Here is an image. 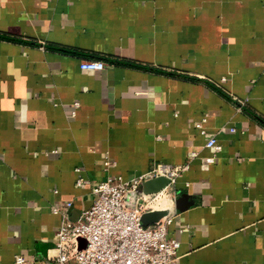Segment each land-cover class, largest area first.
<instances>
[{
  "label": "crops",
  "instance_id": "1",
  "mask_svg": "<svg viewBox=\"0 0 264 264\" xmlns=\"http://www.w3.org/2000/svg\"><path fill=\"white\" fill-rule=\"evenodd\" d=\"M159 163H189L176 264H264V0H0V264Z\"/></svg>",
  "mask_w": 264,
  "mask_h": 264
},
{
  "label": "built area",
  "instance_id": "2",
  "mask_svg": "<svg viewBox=\"0 0 264 264\" xmlns=\"http://www.w3.org/2000/svg\"><path fill=\"white\" fill-rule=\"evenodd\" d=\"M84 70H103L106 63L100 59L84 60ZM197 127L206 134L203 122ZM205 146L214 154L206 157L214 163L221 145L215 136H209ZM197 152L191 153L194 158ZM189 163L171 165L159 163L146 173L130 178L108 176L93 188L94 200L77 218L70 214L72 201H60L52 211L60 214L57 241L43 259L44 264H176L181 242L169 235L173 223L176 195L175 184L188 170ZM164 177L167 184L158 192H139L145 181ZM82 178L78 183H82ZM132 194L135 197L132 198ZM162 211L155 222L145 225L142 217L147 212ZM16 264H33L23 256Z\"/></svg>",
  "mask_w": 264,
  "mask_h": 264
},
{
  "label": "water",
  "instance_id": "3",
  "mask_svg": "<svg viewBox=\"0 0 264 264\" xmlns=\"http://www.w3.org/2000/svg\"><path fill=\"white\" fill-rule=\"evenodd\" d=\"M167 179L164 177H156L153 179H149L145 181L141 186L138 188L139 192L144 193H155L161 190L166 184ZM135 197V194H132V198ZM163 215L162 211H152L147 212L143 215L142 221L145 225L151 224L155 221H157L161 216Z\"/></svg>",
  "mask_w": 264,
  "mask_h": 264
}]
</instances>
